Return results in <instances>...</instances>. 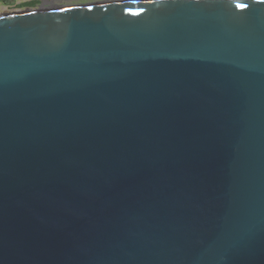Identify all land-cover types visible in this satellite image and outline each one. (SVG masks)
Masks as SVG:
<instances>
[{
    "label": "water",
    "instance_id": "1",
    "mask_svg": "<svg viewBox=\"0 0 264 264\" xmlns=\"http://www.w3.org/2000/svg\"><path fill=\"white\" fill-rule=\"evenodd\" d=\"M38 3L0 12V264H264V0Z\"/></svg>",
    "mask_w": 264,
    "mask_h": 264
},
{
    "label": "crops",
    "instance_id": "2",
    "mask_svg": "<svg viewBox=\"0 0 264 264\" xmlns=\"http://www.w3.org/2000/svg\"><path fill=\"white\" fill-rule=\"evenodd\" d=\"M38 5V0H0V12L6 13L15 9L35 8Z\"/></svg>",
    "mask_w": 264,
    "mask_h": 264
},
{
    "label": "flooded vegetation",
    "instance_id": "3",
    "mask_svg": "<svg viewBox=\"0 0 264 264\" xmlns=\"http://www.w3.org/2000/svg\"><path fill=\"white\" fill-rule=\"evenodd\" d=\"M57 3H59V5H62V4H68V5H72V4H84V3H86L85 1H74V2H72V3H67V2H58V1H56ZM57 3H55V5H57ZM51 5H53V4H51ZM16 10V9H15Z\"/></svg>",
    "mask_w": 264,
    "mask_h": 264
},
{
    "label": "snow or ice",
    "instance_id": "4",
    "mask_svg": "<svg viewBox=\"0 0 264 264\" xmlns=\"http://www.w3.org/2000/svg\"><path fill=\"white\" fill-rule=\"evenodd\" d=\"M197 2H198V0H197Z\"/></svg>",
    "mask_w": 264,
    "mask_h": 264
}]
</instances>
